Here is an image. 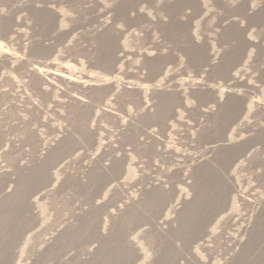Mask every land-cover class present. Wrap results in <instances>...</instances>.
I'll return each mask as SVG.
<instances>
[{"label":"rangeland","instance_id":"rangeland-1","mask_svg":"<svg viewBox=\"0 0 264 264\" xmlns=\"http://www.w3.org/2000/svg\"><path fill=\"white\" fill-rule=\"evenodd\" d=\"M0 264H264V0H0Z\"/></svg>","mask_w":264,"mask_h":264},{"label":"bare ground","instance_id":"bare-ground-1","mask_svg":"<svg viewBox=\"0 0 264 264\" xmlns=\"http://www.w3.org/2000/svg\"><path fill=\"white\" fill-rule=\"evenodd\" d=\"M134 2V1H133ZM140 6V5H139ZM138 7V6H137ZM51 67V66H50ZM48 67L47 70H43V69H39V68H36L37 72L39 73V75L41 74V76H48L50 79H46L47 81H49L50 84H52V81L53 80H57V79H61V78H64V79H67V77L65 75H61V74H58L57 72H54L52 71L53 69ZM44 79V80H45ZM52 80V81H51ZM98 83V84H101V81H97V80H93V81H88L87 82V85H94V83ZM108 81L106 80H103V84L107 83ZM206 88V87H204ZM79 102H84V100H81V99H78Z\"/></svg>","mask_w":264,"mask_h":264}]
</instances>
